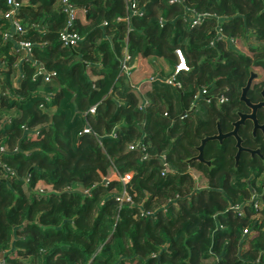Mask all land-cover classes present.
<instances>
[{
    "label": "trees",
    "instance_id": "obj_1",
    "mask_svg": "<svg viewBox=\"0 0 264 264\" xmlns=\"http://www.w3.org/2000/svg\"><path fill=\"white\" fill-rule=\"evenodd\" d=\"M18 1L23 33L0 0V264H264V165L236 166L232 140L189 162L230 127L263 0H69L70 27L61 0ZM139 58L167 67L135 83Z\"/></svg>",
    "mask_w": 264,
    "mask_h": 264
},
{
    "label": "flooded vegetation",
    "instance_id": "obj_2",
    "mask_svg": "<svg viewBox=\"0 0 264 264\" xmlns=\"http://www.w3.org/2000/svg\"><path fill=\"white\" fill-rule=\"evenodd\" d=\"M253 40L251 41L253 51L248 52L252 67L237 97L238 104L235 106L233 120L226 130H221L218 124V131L215 134L221 136V140H215L219 143L225 140L234 142L236 166L243 157H246L248 162L258 157L264 165V41ZM248 84L249 87L244 92Z\"/></svg>",
    "mask_w": 264,
    "mask_h": 264
},
{
    "label": "built area",
    "instance_id": "obj_3",
    "mask_svg": "<svg viewBox=\"0 0 264 264\" xmlns=\"http://www.w3.org/2000/svg\"><path fill=\"white\" fill-rule=\"evenodd\" d=\"M125 1L129 5L130 10H133V12L136 13L137 12V5H138L136 3V0H125ZM7 6H8V10L3 13L4 18L10 21L12 30H14V32L23 33L24 30L20 24L19 19L17 18V14H18L19 9L22 6V3L19 2L18 0H7ZM58 8L67 14V16H68V27L72 26L73 20L75 18V7L69 2V0H61ZM200 17L201 16H197V19L194 20V23H197ZM10 36L11 35L6 34L7 38ZM218 36L220 38H224V36L222 35V32H221V29H218ZM61 40L66 46L73 47L80 41V37L76 33H71L66 28L61 33ZM16 48L18 50L24 51L26 53V57H28V58L31 55L32 45L28 42H17ZM176 54H177L178 59H179V64L176 67L174 73H178L181 70L188 71V67L186 65V62H185V59H184L182 52L180 50H177ZM128 60H129V57L126 55L125 56V62H127ZM132 69H133V66L127 65V63H125L122 67L123 75H125L127 78H131L132 77ZM43 71H44V69L40 66V73H43ZM53 76H54L53 74H48L46 80L49 81L50 78H52ZM168 82L170 84H173L174 86H176L178 88L180 87L179 83L176 82L173 77ZM194 107H196V105ZM130 178H131V176L129 174H127L121 180L123 182H128L130 180ZM252 198H253V201L255 203L256 209L260 210L262 208L260 199L263 198V194L256 192ZM243 233H244V235H247L248 230H244Z\"/></svg>",
    "mask_w": 264,
    "mask_h": 264
},
{
    "label": "crops",
    "instance_id": "obj_4",
    "mask_svg": "<svg viewBox=\"0 0 264 264\" xmlns=\"http://www.w3.org/2000/svg\"><path fill=\"white\" fill-rule=\"evenodd\" d=\"M150 63L152 65H150ZM162 61L159 59H136V61L134 62V81L135 83H141V82H145L147 80V78H150L155 71H157L159 68V65H162ZM15 113V111H10L8 112V114H6L8 117L12 116ZM5 116V117H7ZM43 184V183H41ZM40 184V185H41ZM46 185V184H44ZM47 186V185H46ZM48 187V186H47Z\"/></svg>",
    "mask_w": 264,
    "mask_h": 264
},
{
    "label": "rangeland",
    "instance_id": "obj_5",
    "mask_svg": "<svg viewBox=\"0 0 264 264\" xmlns=\"http://www.w3.org/2000/svg\"><path fill=\"white\" fill-rule=\"evenodd\" d=\"M249 45H250L249 43L243 44L241 46L239 44H237L236 47L238 48L239 51L248 54V52H249L248 49L250 47ZM150 65H152V64L150 63ZM166 67H167V65L162 63V65L160 64L158 68L161 70H164V68H166ZM191 174L193 175L194 179L197 181V187H199V188L207 187L208 182H207L206 178L204 176H202V173L198 172L197 170L191 169ZM39 188L42 190L51 191V188L47 187L44 184L39 185ZM26 263L27 264H33V263H31L30 260H28Z\"/></svg>",
    "mask_w": 264,
    "mask_h": 264
},
{
    "label": "water",
    "instance_id": "obj_6",
    "mask_svg": "<svg viewBox=\"0 0 264 264\" xmlns=\"http://www.w3.org/2000/svg\"><path fill=\"white\" fill-rule=\"evenodd\" d=\"M0 82H1V80H0ZM248 87H249V84H248V86L244 89V92L248 89ZM219 130H220V129H219ZM235 134H236V133L234 132L233 135H235ZM215 140H221V136H219V135H215V136H212V137H206V138H204V139L202 140V144H201V146L198 148V150H199V155H198L197 157H195V158L189 160V162L192 161V160H199V161H201V162H204V163L210 165V162L205 161L204 158H203V149H204L205 144H206L207 142H209V141H215ZM238 142H239V139H238ZM239 143H240V142H239ZM239 153H240V152H239ZM238 158H239V154H238V156H237V159H238Z\"/></svg>",
    "mask_w": 264,
    "mask_h": 264
}]
</instances>
